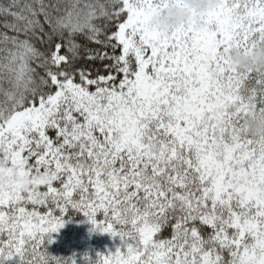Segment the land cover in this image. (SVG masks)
I'll use <instances>...</instances> for the list:
<instances>
[{
    "label": "snow or ice",
    "instance_id": "1",
    "mask_svg": "<svg viewBox=\"0 0 264 264\" xmlns=\"http://www.w3.org/2000/svg\"><path fill=\"white\" fill-rule=\"evenodd\" d=\"M158 0H0V264H264V0L159 32ZM123 250L57 257L65 217Z\"/></svg>",
    "mask_w": 264,
    "mask_h": 264
},
{
    "label": "clouds",
    "instance_id": "2",
    "mask_svg": "<svg viewBox=\"0 0 264 264\" xmlns=\"http://www.w3.org/2000/svg\"><path fill=\"white\" fill-rule=\"evenodd\" d=\"M220 0H158L160 10L150 18V25L159 32H169L187 25L199 26L201 19L216 10ZM226 58L234 71L264 73V37L247 52L233 48ZM242 135L256 139L264 136V112L250 113L243 121Z\"/></svg>",
    "mask_w": 264,
    "mask_h": 264
},
{
    "label": "rangeland",
    "instance_id": "3",
    "mask_svg": "<svg viewBox=\"0 0 264 264\" xmlns=\"http://www.w3.org/2000/svg\"><path fill=\"white\" fill-rule=\"evenodd\" d=\"M55 243L51 244L48 251L52 255H56L63 249L65 252L77 253V249L80 245L84 244L85 248L89 249L91 245L99 246L100 249L106 248L104 243L108 246L107 254L114 253L117 248L123 250L124 244L117 237L113 239L107 234H100L99 232L92 231V227L86 224H80L78 226L65 222V226L59 230L58 233L53 234Z\"/></svg>",
    "mask_w": 264,
    "mask_h": 264
},
{
    "label": "trees",
    "instance_id": "4",
    "mask_svg": "<svg viewBox=\"0 0 264 264\" xmlns=\"http://www.w3.org/2000/svg\"><path fill=\"white\" fill-rule=\"evenodd\" d=\"M65 222L69 223V224H72V225H75V226H78L80 224H86V225H89V227H92V225L87 223L85 218L83 216H80V215L72 216L71 218L65 217ZM103 245H105L106 248L103 247L102 250H99L100 249L99 246H94L93 247L91 245V247L89 249H87V248H85V245L82 244L77 249V253H74V251L65 252L63 249H61V251L59 253H57L56 255H53V256L70 257L73 254H76L77 256H80V255H82L84 253H88L92 257H95L97 253L105 255L107 253L108 246L106 245V243H104Z\"/></svg>",
    "mask_w": 264,
    "mask_h": 264
}]
</instances>
